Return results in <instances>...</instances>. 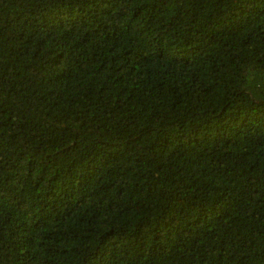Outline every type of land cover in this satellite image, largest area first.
<instances>
[{"label":"trees","instance_id":"trees-1","mask_svg":"<svg viewBox=\"0 0 264 264\" xmlns=\"http://www.w3.org/2000/svg\"><path fill=\"white\" fill-rule=\"evenodd\" d=\"M0 264H264V0H0Z\"/></svg>","mask_w":264,"mask_h":264}]
</instances>
